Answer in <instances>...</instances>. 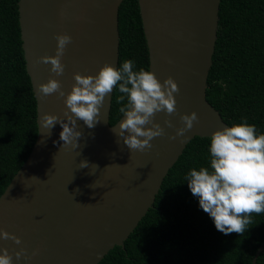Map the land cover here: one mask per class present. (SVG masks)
<instances>
[{"label": "water", "instance_id": "95a60500", "mask_svg": "<svg viewBox=\"0 0 264 264\" xmlns=\"http://www.w3.org/2000/svg\"><path fill=\"white\" fill-rule=\"evenodd\" d=\"M122 1H17L25 68L36 100L37 136L0 194V229L22 241L0 239V254L7 249L13 264H97L115 245L124 246L187 143L195 136L211 137L216 130L230 127L206 99L220 0H137L148 71L161 82L172 77L180 89L175 93L176 113L158 112L154 117L165 134L153 138L151 149L131 152L114 132L124 115L109 123L113 92L101 107V122L94 128L77 121L82 135L76 149L63 147L59 123L51 134L42 127L45 114L63 118L66 104L58 93L40 94L41 84L58 79L67 95L76 83L74 73L96 75L105 63L117 67ZM58 34L72 37L62 58L65 71L61 76L51 71L50 63H38L40 57L56 54ZM194 111L199 116L194 127L170 139L184 126L181 116ZM85 160L89 166L80 168ZM263 248L264 240L251 264ZM21 249L30 258L17 259L15 253Z\"/></svg>", "mask_w": 264, "mask_h": 264}, {"label": "trees", "instance_id": "16d2710c", "mask_svg": "<svg viewBox=\"0 0 264 264\" xmlns=\"http://www.w3.org/2000/svg\"><path fill=\"white\" fill-rule=\"evenodd\" d=\"M18 0H0V194L29 155L37 136L36 100L26 72ZM217 38L206 99L230 126L255 125L264 134V0H220ZM119 68L148 70L146 39L137 0L118 8ZM114 88L109 123L122 115ZM211 171L210 137H193L168 170L153 205L124 241L97 264H251L264 240V212L253 213L241 233L225 235L199 206L186 177ZM255 264H264V248Z\"/></svg>", "mask_w": 264, "mask_h": 264}, {"label": "clouds", "instance_id": "9594fccd", "mask_svg": "<svg viewBox=\"0 0 264 264\" xmlns=\"http://www.w3.org/2000/svg\"><path fill=\"white\" fill-rule=\"evenodd\" d=\"M55 38L56 54L42 56L38 63H50L51 71L61 76L65 71L62 58L72 37L58 34ZM133 69L134 62L126 60L119 68L105 63L96 75L76 72V83L67 95L62 90L61 81L50 78L39 86V93L43 96L58 93L59 97L65 98L66 110L63 118L45 114L40 124L51 134V129L59 123L63 147L76 149L82 135L77 130V121H83L90 129L94 128L101 122V107L106 98L118 87L123 94L118 102L123 104L127 98V104L119 108L124 119L118 129L114 127V132L123 138L131 152L151 149L153 138L165 134L164 128L154 121V117L158 112H166L169 116L176 113L175 93L180 89L172 77L161 82L153 71ZM198 120L195 111L191 115L181 116L184 126L170 139L183 136ZM165 123L173 127L171 120ZM210 154L211 171L208 168L192 169L186 177L188 187L192 195L198 198L199 206L213 219L218 231L225 235L233 232L242 234L252 223V214L264 212V134L258 136L255 125L247 123L224 127L211 135ZM88 166V161H81L80 168ZM0 239H11L16 244L22 242L20 237L3 229H0ZM26 252V249H21L15 256L20 259ZM0 264H13L12 255L7 249L0 254Z\"/></svg>", "mask_w": 264, "mask_h": 264}]
</instances>
